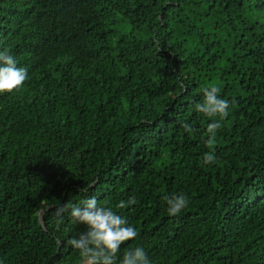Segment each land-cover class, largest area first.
Instances as JSON below:
<instances>
[{
  "label": "trees",
  "instance_id": "1",
  "mask_svg": "<svg viewBox=\"0 0 264 264\" xmlns=\"http://www.w3.org/2000/svg\"><path fill=\"white\" fill-rule=\"evenodd\" d=\"M5 50L28 79L0 93V264H83L86 226L56 210L92 196L139 233L117 264H264V0H0Z\"/></svg>",
  "mask_w": 264,
  "mask_h": 264
},
{
  "label": "clouds",
  "instance_id": "2",
  "mask_svg": "<svg viewBox=\"0 0 264 264\" xmlns=\"http://www.w3.org/2000/svg\"><path fill=\"white\" fill-rule=\"evenodd\" d=\"M11 45L18 47L12 42ZM27 79V68L18 66L15 57L7 50L0 51V93L12 92L22 87ZM220 92V87L215 84L204 87L203 99L195 105L197 112L207 117H219V120H213L207 126L209 136L205 144L212 151L204 153L203 160L206 164L214 163L216 160L214 146L217 132L222 127L221 121L229 115L230 101L221 98ZM182 127L189 133L193 131L192 126L187 122H184ZM162 199L168 205L167 211L170 216L178 215L189 204V198L185 194L165 195ZM135 203L136 200L132 197L127 201H119L115 207L124 209ZM56 212L58 216L69 212L73 222L86 226V229L78 236H72L68 240V244L79 251L83 264H117V254L120 252L121 245L139 235L137 229L124 216L118 214L112 207L98 202L95 196L84 200L82 205H62ZM119 264H152V262L145 249L137 246L127 249Z\"/></svg>",
  "mask_w": 264,
  "mask_h": 264
}]
</instances>
